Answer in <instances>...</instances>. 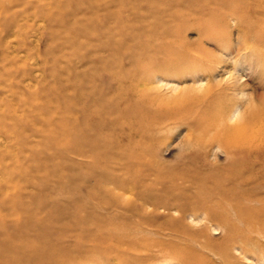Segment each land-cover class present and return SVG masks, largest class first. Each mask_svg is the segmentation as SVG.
I'll use <instances>...</instances> for the list:
<instances>
[{
	"label": "rangeland",
	"instance_id": "1",
	"mask_svg": "<svg viewBox=\"0 0 264 264\" xmlns=\"http://www.w3.org/2000/svg\"><path fill=\"white\" fill-rule=\"evenodd\" d=\"M18 1L19 0H13V6L11 5L10 11L5 14L6 16H8V18H3L6 21H3V23L1 24L2 29L0 26V153H5L0 166L2 167V165L6 164V167L10 169V173L9 169H7L6 171V175L7 173L11 174L10 178L7 179V181L10 180L8 185L12 183L9 190L10 194L15 192L14 189L19 191L20 185L21 187L25 188L26 186L27 188L28 182V189L30 191H34L32 189H35L37 191H34L32 193L33 199L35 200L37 205H42L41 207L43 211H49L51 210V206H54L53 208L57 209V213L62 220H69L71 219L73 214L70 210L72 208H81L80 213L82 210V214L86 213L85 216H88V219H90V221L93 220L91 221V223L94 222L95 224L98 223L97 220L99 221L102 215L99 212L98 208V212H96L95 210L97 201H82L79 203L73 200L77 194L81 193V196L86 194L85 187H89L90 189V187L94 188L98 186L99 188L103 185H106L111 188L112 186L118 187V189L116 190L120 191V187H126L130 189L131 187L134 188L136 186L141 189L142 184H147L146 186H148L149 184L154 186L155 184L171 185L173 183H178L182 187L189 186V189L193 185H207V189L209 188V186H213L214 188L226 189V186L233 187L234 184L240 183L241 180V182H243L245 179L257 177V156L253 154L248 155L246 152H243L241 154L237 152H227L224 149L220 151V149H218L217 147L215 148L216 150L214 149V153L211 152L207 154V156H205L199 151V146H197L196 144L201 142L202 139V142L207 143L208 139L212 136V133H206L207 130H204L205 127L200 126L201 121L204 122L209 118L207 121H211L212 119L215 122L219 119L227 118L230 114H232L231 112H233L236 107L240 112L245 114L248 108L251 109L254 106H261L264 104V0H244L243 2L242 0H200L201 2L199 0H182L183 4L181 0H134L135 3L133 0H125V3L124 0H122L123 3L121 2V0H85L86 2H84V0H77V5H75V0H68L69 2H67L66 0H28V2L27 0H20L21 3ZM25 1L26 3L32 2L31 4L33 5L26 4ZM110 1H112V3H110ZM114 1L117 4H115ZM136 1L137 3H139L138 7L136 6ZM215 1H221L219 2L220 6L223 3L225 4L220 7L218 3L216 4ZM107 2H109L110 5L107 4L105 6ZM240 2H242L243 4ZM129 3L136 4L135 6L137 7L138 11L133 4H131L130 7ZM144 3L145 5H143ZM153 3L157 6H155ZM198 3L202 6L198 5ZM210 3L213 4L211 5ZM15 4L17 7L15 6ZM81 4L85 5V7H82ZM89 4L91 7H93L95 4L96 7L89 9ZM113 4L115 6H113ZM140 4L145 7L141 8L142 5ZM116 5L118 7V10L116 8ZM119 5L121 6V8H119ZM193 5H195L193 7L194 9L192 8ZM108 7L110 9L113 8L111 11V13L113 14L109 13L110 10L106 11ZM129 7L130 9L132 7L134 8L130 10ZM148 7L149 9H147ZM151 7H153V9ZM190 7L192 8V10H190ZM72 8H75V10ZM102 8H105V10H102ZM114 8L116 9L114 10ZM140 9L141 11H139ZM146 9L147 11H144ZM168 9L173 13L171 11L169 12ZM127 10L128 12L124 13V11ZM129 10L132 12H130ZM115 11L119 12H117L118 15L115 13ZM143 11L146 13V15L142 16ZM161 11H163V13ZM134 12L137 14H132ZM138 12L142 13L140 14ZM157 12L160 16H162L160 17ZM169 13H171V15ZM115 14L116 16L114 17ZM164 14H167V16ZM13 15H15V17ZM111 15L113 16V18ZM147 15L148 17H146ZM156 15L157 17H160L158 20L159 24L157 22L158 18L156 17ZM100 16L101 18H99ZM121 16L124 17L125 20ZM165 16H169V18H165ZM53 17H55L56 20H54L55 18ZM140 17L142 19H140ZM151 17H154L156 21ZM173 17H177L175 18L176 21ZM50 18H52L53 20ZM61 18L63 20H60ZM115 18H117L118 20ZM146 18H150V21H147L149 23V27L147 25V22L145 21L147 20ZM9 19L16 20L14 21L15 24L11 23ZM99 19L102 20L100 21ZM167 19H169L170 21ZM142 20H144L145 22H142ZM171 20L173 21V23L171 22ZM151 21L155 26L157 25L156 29L158 28L159 30H156L155 26L152 27L153 25ZM70 22H74V24L71 25L73 27L69 25ZM246 22H248L249 24ZM64 23L66 25H64ZM85 24L87 25V27ZM163 24L164 28L161 27L163 26ZM77 25H81L79 26L80 29ZM165 26L168 27L166 28ZM150 27L154 28L157 33L154 32V30ZM74 28L78 29L75 30ZM143 29L144 31H142ZM148 30H152V32H149ZM140 31L143 34H141ZM160 31H165V36L164 33L162 34V32L160 33ZM126 32H128L129 34ZM138 32H140V35L138 34ZM261 33L263 34V39ZM144 37L147 39H144ZM154 39L157 40L154 41ZM140 41L142 42L140 43ZM154 43L156 46L154 45L155 47H152L151 44ZM148 44L150 45V49L149 47H146V45L148 46ZM159 44H161L162 46ZM124 47H127L126 50L124 49ZM143 48L145 50H143ZM155 48L156 50H154ZM147 49L148 51H150L152 56H149L150 53H148ZM152 50L153 52H151ZM196 50H198V52ZM155 51H157L158 53L155 54ZM161 52H163V54ZM99 72L103 73L100 74ZM120 77L124 80H122ZM91 78L94 80H92ZM110 78L111 81L109 80ZM74 79L77 80L74 82ZM208 79L210 80L208 81ZM67 80L70 84L67 82ZM79 82L80 85L78 84ZM93 82H95V85ZM208 82H210L213 87V84L216 83L214 90H212L213 93H208L206 97L199 98L202 94H206L204 93L206 92V90H197V87L194 90V87L199 84H206ZM64 84L65 86H63ZM217 84H219V86ZM115 85L117 87H114ZM62 86L63 88H61ZM229 87H232L233 89L230 90ZM64 89H67V91ZM124 89L126 90L127 94ZM118 90L121 94L118 92ZM58 92L60 93V95L58 94ZM112 92L115 93L113 94ZM67 94L70 95L68 96ZM196 96L197 98H195ZM132 97L134 100L132 99ZM65 98L66 100H64ZM107 98L108 102L103 103L104 100L107 101ZM109 98H111V100ZM187 98L195 99L193 100L194 102L189 103L188 100H186ZM261 98L263 99L260 100ZM118 101H120L119 104ZM98 104L100 106H98ZM131 106H135L134 110L131 109L133 108ZM94 107L96 111H94L95 109H92ZM36 108L38 110H35ZM61 108L65 109L66 111L62 110ZM118 108L121 111L118 110ZM155 108L158 110H156ZM55 110L56 112H61L63 117L61 118V114L56 113ZM46 111L50 112V115L49 113H46ZM69 111L71 112V115ZM146 111L149 113H147ZM51 112L55 114V116L52 115ZM73 112L75 115L73 114ZM154 114L156 116H154ZM96 115L98 116L95 117ZM105 115H107L108 118ZM151 115H153V117ZM70 116H72V118ZM165 116L166 118H164ZM59 117L60 120L57 119ZM78 117L80 118L78 119ZM120 117L121 120L119 119ZM71 119L73 122L78 120V123H73ZM154 120L157 123L154 122ZM56 121L58 122L56 123ZM148 121L152 125H150V123L148 124ZM79 122H81V124ZM144 122L147 123V128ZM18 124H20V127L18 126ZM78 124H80V127L78 126ZM14 125H16L17 127ZM34 125H36L37 127L44 125L43 132L41 131L42 127L38 129L36 126L34 127ZM97 125L99 127L95 128L94 126ZM72 127H74L76 130H73ZM116 128L117 130H115ZM143 128H145L146 130H142ZM34 130L38 132L40 131L42 133H37ZM64 131H69L65 133H69V135H66L69 137L71 135V138H67ZM91 131L93 132V134L90 133ZM112 132L113 134L111 135ZM61 133L64 135H62ZM60 134L63 137L65 136L66 140H69L68 143L64 138L61 137L66 141H64V143L62 144L63 140L61 138V140L58 138V135ZM74 135H76L77 139H73L76 138ZM201 135L204 137L202 138ZM207 135L209 137H206ZM99 136H102V138H98ZM46 139L48 141H46ZM58 139L61 141L59 142L60 144H58ZM103 139L105 140L103 141ZM160 139L162 142H160ZM85 140L89 144H87ZM23 141L24 143H22ZM51 141H54L53 144L55 145L56 143L57 146H52ZM135 142L137 144H135ZM76 147H78L79 149H77ZM133 147L134 149H132ZM143 147H145L146 149ZM73 148L75 152L74 150H72ZM120 148L122 151H120ZM48 150L52 152L50 153ZM63 150L66 151L62 152ZM82 150L85 152H83ZM88 150L91 152H89ZM68 151H71V154H69L70 152ZM87 152L89 153V155ZM80 154H84L83 157L80 156ZM15 155L18 157L15 158ZM140 155L144 156L140 157ZM35 156H37V158ZM101 156L103 157V159ZM130 156H132V159H129ZM23 157L26 158L28 162L26 161V159L24 160ZM123 158L126 161L128 160L127 163ZM239 159H242V163ZM47 160L50 162V164L49 162H47ZM91 160L95 163H93L94 165L91 163ZM117 160L121 161L119 162ZM13 161H15L16 164ZM45 161L47 165H49V167L46 165ZM58 161L61 163L60 166H58L59 164H57ZM101 161L103 165L100 163ZM19 162L25 165L23 166ZM52 163L54 164V166ZM217 164L220 165L219 168H224L223 172L222 169L217 168ZM135 165H137L136 168ZM226 165H228V167ZM50 166L52 168H50ZM103 166H106V169H103ZM14 167L16 169H14ZM93 167L95 168V170ZM228 168H231L230 172ZM227 169L228 171H226ZM234 169L236 170L234 171ZM18 170L20 171V174ZM37 170L39 171V173ZM48 170L50 174L48 173ZM121 170L122 173H119V171ZM55 171L57 172L55 173ZM66 172H68L69 175L64 174ZM235 172L239 174L237 175L239 178L236 176ZM37 173L38 175H36ZM140 173L142 174L140 175ZM232 173L234 174V176ZM91 174L93 175L91 176ZM33 175L35 176L34 179L31 178L33 177ZM53 175L54 177H52ZM63 175H66L67 177L64 178L62 177ZM50 176L52 178H50ZM108 176H113L114 178ZM240 176L242 177V179L240 178ZM162 177L164 180L162 179ZM224 177H226V179ZM0 178H2L1 174ZM112 178L115 182H113ZM15 179L17 181H15ZM19 180H21L22 182ZM105 180L108 183H106ZM54 181L56 183H54ZM82 181L84 182L82 183ZM21 183L24 184L22 185ZM49 183L50 185L48 186L47 184ZM83 184L85 186H83ZM250 184H253V186H255L257 184V180L254 181L253 179L250 182L242 185H244V187L248 189L252 187ZM0 185H2L1 188H6L5 186L7 184L4 185V183L2 182L0 183ZM12 185L14 187H17L14 188L12 187ZM35 186L37 188H35ZM82 186L84 188H82ZM136 187L135 189H138ZM168 190L172 193H175L172 191L173 188H170ZM27 194L23 193L21 197L24 200H27L29 198V195ZM150 194L154 198L163 196V193L151 192ZM165 194L167 195L166 192ZM203 195L206 196V193ZM1 196L2 195L0 193V198ZM51 196H53L54 199ZM263 198V195L259 197V199L262 201L260 202L264 204ZM181 201L182 200L177 201L178 204H183L185 202L182 201L181 203ZM255 204L257 206V201ZM258 205L261 204L258 203ZM191 208L192 207H188L189 210ZM192 211L197 212L195 213V215L197 216V221L195 223H191L192 218H189L187 220L188 223L192 224L195 228H197L198 226L203 227L208 223L204 214V209H201V212L200 209L196 210L193 208L188 213L194 214ZM177 214V212L176 214L174 213V215ZM129 218L132 219V217ZM101 221L102 219L99 221L100 224ZM112 221L113 222H108L114 223V225H116L117 227L123 226V219H112ZM197 222L201 223H198L196 225ZM213 224H215L214 226H217L215 222ZM109 226L111 228V225ZM45 230L46 228L44 229V231ZM243 230L245 232L244 234H247L248 236L246 238L243 237L241 240L238 239L239 241H241V243L239 241H232L230 242L232 244H227L229 242H224V233H222L221 230L211 232L210 238L204 237V239H202L203 241H201L199 244H196V248L205 253L204 255L198 254L195 257L196 260H198V263L264 264V260H262V258H264L262 257L264 256V224L260 227H257V225H243ZM55 232L57 233L59 231ZM30 235L34 234L31 233ZM253 240L257 242V246ZM247 243L250 244L249 247H247ZM65 244L68 246L69 242H65ZM209 244H211L210 246L211 248H213V251L205 249V246H208ZM131 252H134V250L131 249ZM138 254H143V251L140 250ZM107 255L109 256L111 255V253L109 252V254L104 253L103 255L100 254L95 257H90L84 259V261H81V263L104 264V262L108 258ZM128 258L129 260H133L131 263L134 262V258L129 256Z\"/></svg>",
	"mask_w": 264,
	"mask_h": 264
},
{
	"label": "bare ground",
	"instance_id": "2",
	"mask_svg": "<svg viewBox=\"0 0 264 264\" xmlns=\"http://www.w3.org/2000/svg\"><path fill=\"white\" fill-rule=\"evenodd\" d=\"M67 2H69L68 0H66ZM65 1V2H66ZM76 4L77 5V0ZM81 1V0H80ZM90 1V0H89ZM97 1V0H96ZM134 1V0H133ZM143 1V0H142ZM145 1V0H144ZM150 1V0H149ZM166 1V0H165ZM172 1V0H171ZM187 1V0H186ZM191 1V0H190ZM200 1V0H199ZM202 1V0H201ZM200 1V2H201ZM240 1V0H239ZM238 1V2H239ZM244 0H242L243 2ZM13 0H0V26L3 23L4 20L3 18H8V16H6L5 14L10 11V7L12 4ZM20 2V0L18 1ZM28 2V0H27ZM64 2V4H65ZM83 2V1H82ZM84 2H86L84 0ZM122 2V0H121ZM131 2V1H129ZM141 2V1H140ZM177 2V1H176ZM182 4L183 1L181 0ZM194 2V1H193ZM216 2V1H215ZM214 2V3H215ZM221 2V1H219ZM219 2H216V4ZM223 2V1H222ZM226 2V1H225ZM229 2V1H228ZM227 2V4H228ZM240 2V3H242ZM246 2V1H245ZM17 3V2H16ZM21 3V2H20ZM24 3V2H23ZM26 3V1H25ZM32 3V2H31ZM31 3H26V4H30L33 5ZM95 3V1H94ZM104 3V2H103ZM110 3H112V1H110ZM115 4H117L114 1ZM123 3V2H122ZM121 3V4H122ZM125 3V0H124ZM135 3V1H134ZM137 3V1H136ZM152 3V2H151ZM150 3V4H151ZM156 3V2H155ZM165 3V2H163ZM172 3V2H171ZM174 3V1H173ZM263 3V2H262ZM79 4V3H78ZM109 4V2H107L105 4V6ZM120 4V5H121ZM133 4V3H131ZM129 3V6L131 5ZM138 4H133L134 7L137 10ZM148 4V3H147ZM154 4V3H153ZM152 4V5H153ZM195 4V3H194ZM197 4V3H196ZM204 4V2H203ZM211 4V3H210ZM213 4V3H212ZM211 4V5H212ZM225 4V3H223ZM222 4V5H223ZM243 4V3H242ZM18 5V4H17ZM20 5V4H19ZM87 5V4H86ZM93 5V4H92ZM98 5V4H97ZM104 5V4H102ZM110 5V4H109ZM119 5V8H121V6ZM123 5V4H122ZM127 5V3H126ZM125 5V6H126ZM137 7H136V6ZM142 5V4H140ZM145 5V3L143 4ZM141 6L145 7V6ZM155 6H157L156 4H154ZM176 5V3H175ZM191 5V4H190ZM198 5H200L198 3ZM221 5V6H222ZM16 6V4H15ZM80 6V5H79ZM78 6V7H79ZM81 6L85 7V5ZM90 6V4H89ZM112 6V5H111ZM113 6H115L113 4ZM124 6V5H123ZM122 6V7H123ZM195 5L192 6V8ZM202 6V5H200ZM220 6V4H219ZM220 6V7H221ZM228 6V5H227ZM232 6V5H231ZM17 7V6H16ZM68 7V6H67ZM93 7H96L95 4ZM93 7L90 6L89 9H92ZM131 7V6H130ZM129 7V9H130ZM132 7V8H134ZM206 7V6H205ZM208 7V6H207ZM246 7V6H245ZM244 7V8H245ZM13 8V7H12ZM88 8V6H87ZM116 8L118 10V7L116 5ZM114 8V10L116 9ZM127 8V7H126ZM131 8V9H132ZM153 9V7H151ZM160 8V7H157ZM191 8V7H190ZM192 8L190 10H192ZM197 8V7H196ZM199 8V6H198ZM204 8V5H203ZM225 8V7H224ZM236 8V7H235ZM238 8V7H237ZM75 10V8H72ZM83 9V8H82ZM99 9V8H97ZM101 9V8H100ZM105 10V8H102V10ZM113 9V8H112ZM112 9H110L108 7V9L106 11H109L110 14ZM125 9V7H124ZM130 9V10H131ZM149 9V7L147 8ZM144 10V11H147ZM156 9V7H155ZM154 9V10H155ZM167 9V8H166ZM194 9V8H193ZM226 9V8H225ZM69 10V8H68ZM129 10V11H130ZM230 10V8H229ZM256 10V9H255ZM99 11V10H98ZM138 11V10H137ZM141 11V9L139 10ZM143 11V15H146V13ZM150 11V10H149ZM160 11V10H159ZM158 11V12H159ZM165 11V10H164ZM169 11V9H168ZM171 11V10H170ZM169 11V12H170ZM44 12V11H43ZM42 12V13H43ZM105 12V11H104ZM114 12V11H113ZM118 12V11H117ZM115 11V13L118 15ZM128 12L127 11H124ZM132 12V11H130ZM153 12V11H151ZM150 12V13H151ZM157 12V13H158ZM163 13V11H161ZM172 12V11H171ZM255 12V11H254ZM108 13V12H107ZM121 13V12H120ZM140 13V12H138ZM142 13V12H141ZM140 13V14H141ZM145 13V14H144ZM167 13V12H166ZM173 13V12H172ZM59 14V13H58ZM57 14V15H58ZM116 14L114 15V17L116 16ZM132 14H137V13H132ZM154 14V13H153ZM168 14V13H167ZM167 14H164L167 16ZM171 15V13H169ZM176 14V13H174ZM246 14V13H245ZM244 14V15H245ZM12 15V14H10ZM127 15V14H126ZM139 15V14H138ZM159 15V13H158ZM163 15V16H164ZM250 15V14H249ZM260 15V14H259ZM6 16V17H5ZM15 17V15H13ZM97 16V15H96ZM110 16V15H109ZM112 16V15H111ZM134 16V15H133ZM131 16V17H133ZM141 16V15H140ZM154 16V15H153ZM160 16V15H159ZM162 16V15H161ZM160 16V17H161ZM165 18H169L166 17ZM177 16V15H176ZM58 17V16H57ZM78 17V16H77ZM108 17V16H107ZM106 17V18H107ZM119 17V16H118ZM122 17V16H121ZM139 17V16H138ZM136 17V18H138ZM148 17V15L146 16ZM157 17V15H156ZM160 17H157V22L159 20ZM178 17V16H177ZM175 17V18H177ZM11 18V17H10ZM48 18V17H47ZM55 18V17H53ZM63 18V17H62ZM60 20H63V19ZM101 18V16L99 17ZM113 18V16H112ZM124 19V17H122ZM121 18V19H122ZM153 19H155L154 17H151ZM164 18V19H165ZM171 18V17H170ZM174 18V17H173ZM174 18V20H175ZM180 18V17H179ZM52 19V18H50ZM59 19V18H57ZM108 19V18H107ZM117 19V18H115ZM120 19V20H121ZM140 19H142L140 17ZM139 19V20H140ZM145 19V18H144ZM147 19V18H146ZM150 19V18H149ZM149 19L145 20L150 21ZM17 20V18H16ZM16 20H10L11 23H14V21ZM53 20V19H52ZM56 20V18L54 19ZM100 20V19H99ZM102 20V19H101ZM100 20V21H101ZM118 20V19H117ZM125 20V19H124ZM137 20V19H135ZM162 20V19H161ZM169 20V19H167ZM144 20H142L143 22ZM144 21V22H145ZM153 21V20H152ZM151 21V22H152ZM156 21V19H155ZM163 21V20H162ZM170 21V20H169ZM176 21V20H175ZM64 22V21H63ZM72 22V21H71ZM70 22V26L73 23ZM110 22V21H109ZM117 22V21H116ZM115 22V24H116ZM127 22V20H126ZM129 22V21H128ZM135 22V21H133ZM154 22V21H153ZM152 22V27H154L155 25ZM168 22V21H167ZM171 22L173 23V21L171 20ZM259 22V21H258ZM8 23V21H7ZM10 23V24H11ZM79 23V22H78ZM96 23V21H95ZM99 23V22H98ZM102 23V22H101ZM106 23V22H105ZM170 23V22H169ZM248 23V22H246ZM250 23V21H249ZM248 23V24H249ZM252 23V21H251ZM81 24V23H80ZM94 24V23H93ZM128 24V23H126ZM130 24V23H129ZM144 24V23H141ZM149 23L147 22V25ZM157 24V23H156ZM159 24V22H158ZM162 24V22H161ZM247 24V25H248ZM5 25V24H4ZM13 25V24H12ZM64 25H66L64 23ZM68 25V26H69ZM84 25V24H83ZM86 25V24H85ZM105 25V24H104ZM121 25V24H120ZM151 25V24H150ZM174 25V24H172ZM251 25V24H250ZM78 26V25H77ZM76 26V27H77ZM81 26V25H79ZM78 26V28L80 29V27ZM143 26V25H142ZM157 26V25H156ZM155 26V29H156ZM73 27V26H71ZM87 27V25H86ZM95 27V25H94ZM102 27V26H101ZM149 27V25H148ZM147 27V28H148ZM162 28H164V24L163 26H161ZM166 27V26H165ZM168 27V26H167ZM166 27V28H167ZM259 27V26H258ZM6 28V27H5ZM68 28V27H67ZM77 28V29H78ZM120 28V27H119ZM125 28V27H123ZM135 28V27H134ZM151 28V27H150ZM165 28V30H166ZM2 29V26H1ZM0 29V30H1ZM4 29V28H3ZM75 30H77L76 28H74ZM133 29V28H132ZM131 29V30H132ZM137 29V28H136ZM141 29V28H140ZM149 29V28H148ZM154 30V32L157 33V31H155L154 28H151ZM158 29V28H157ZM156 29V30H157ZM170 29V28H169ZM71 30V28H70ZM87 30V29H86ZM105 30V29H104ZM103 30V31H104ZM118 30V28H117ZM139 30V29H138ZM150 30V29H149ZM148 30V31H149ZM159 30V29H158ZM168 30V29H167ZM259 30V29H258ZM129 31V30H128ZM144 31V29L142 30ZM79 32V31H77ZM141 32V31H140ZM140 32H138V34L140 35ZM147 32V31H146ZM149 32H152L149 31ZM153 32V33H154ZM162 32V34L165 32L160 31V33ZM259 32V31H258ZM264 32V31H263ZM128 33V32H126ZM145 33V32H144ZM167 33V32H166ZM169 33V31H168ZM260 33V32H259ZM1 34V33H0ZM129 34V33H128ZM135 34V33H134ZM141 34H143L141 32ZM146 34V33H145ZM147 34L149 35V33L147 32ZM262 34V33H261ZM264 34V33H263ZM263 34L262 39H263ZM3 36V35H2ZM133 36V35H132ZM150 36V35H149ZM165 36V33H164ZM260 36V35H259ZM258 36V38H259ZM156 37V36H155ZM151 38V37H150ZM261 38V37H260ZM144 39H147L144 37ZM142 39V40H144ZM261 39V40H262ZM1 40V39H0ZM83 40V39H82ZM157 39H154V41H156ZM162 40V39H161ZM136 41V40H135ZM1 42V41H0ZM142 41H140L141 43ZM145 43V41H144ZM143 43V44H144ZM156 43V42H155ZM154 44H151V46L153 47ZM120 45V44H119ZM161 45V44H159ZM156 46V45H155ZM154 46V47H155ZM162 46V45H161ZM20 47V46H19ZM146 47H149L150 49V45L148 44V46L146 45ZM144 47V48H146ZM151 47V48H152ZM160 47V46H159ZM127 48V47H126ZM126 48L124 47V49L126 50ZM143 48V50H145ZM161 48V47H160ZM142 49V48H140ZM139 49V50H140ZM156 50V48L154 49ZM158 50V49H157ZM131 51V50H130ZM138 51V50H137ZM148 51V49H147ZM160 51V50H159ZM198 52V50H196ZM126 52V51H125ZM140 52V51H139ZM153 52V50L151 51ZM171 52V51H170ZM144 53V52H143ZM148 53H150V51H148ZM158 52L155 51V54H157ZM163 54V52H161ZM201 53V52H200ZM147 54V53H146ZM161 54V55H162ZM196 54V53H194ZM142 55V54H141ZM160 55V53H159ZM199 55V54H197ZM196 55V56H197ZM148 56V55H146ZM149 56H152L151 53ZM197 58V57H196ZM200 58V56H199ZM25 62V61H24ZM23 65V64H22ZM107 70V69H106ZM100 73V72H99ZM103 73V72H101ZM100 73V74H101ZM117 73V72H116ZM84 75V74H83ZM106 75V74H105ZM91 76V75H89ZM96 76V75H94ZM114 76V74H113ZM83 77V76H82ZM113 78V77H112ZM118 78V77H116ZM121 78V77H120ZM207 78V77H206ZM49 79V78H48ZM92 79V78H91ZM103 79V78H102ZM101 79V80H102ZM122 80H124L123 78H121ZM77 80V79H76ZM74 79V82L76 81ZM94 80V79H92ZM111 81V78L109 79ZM129 80V79H128ZM210 79H208L209 81ZM73 81V80H72ZM116 81V80H115ZM67 82L69 83V81L67 80ZM90 82V81H89ZM88 82V83H89ZM98 82V81H97ZM67 83V84H68ZM91 83V82H90ZM89 83V84H90ZM95 85V82H93ZM113 83V82H112ZM120 83V81H119ZM70 84V83H69ZM68 84V85H69ZM80 85V82L78 83ZM82 84V82H81ZM109 84V83H108ZM216 84V83H215ZM215 84L214 87H215ZM42 85V84H41ZM87 85V84H85ZM98 85V84H97ZM114 85V84H113ZM128 85V84H126ZM219 86V84H217ZM59 86V85H57ZM65 86V84L63 85ZM63 86L61 88H63ZM217 86V87H218ZM82 87V85H81ZM114 87H117L116 85ZM127 87V86H126ZM196 87L198 88L197 90H206V94H202L199 98H204L207 96L208 93H213L212 90H214V87L211 85L210 82L206 83V84H199L197 86L194 87V90L196 89ZM216 87V88H217ZM86 88V87H85ZM102 88V87H101ZM215 88V90H216ZM69 89V88H68ZM160 89V88H159ZM192 89V88H191ZM230 90H232V87H229ZM57 90V89H56ZM59 90V89H58ZM67 91V89H64ZM113 90V89H112ZM125 90V89H124ZM60 91V90H59ZM83 91V90H82ZM89 91V90H88ZM76 92V91H74ZM73 92V93H74ZM80 92V91H79ZM91 92V91H90ZM110 92V91H109ZM119 92V90H118ZM122 92V91H121ZM124 92V91H123ZM126 92V90H125ZM185 92V91H184ZM69 93V92H68ZM113 93V92H112ZM115 93V92H114ZM113 93V94H114ZM120 93V92H119ZM186 93V92H185ZM58 94L60 95V93L58 92ZM76 94V93H75ZM111 94V93H109ZM121 94V93H120ZM125 94V93H124ZM127 94V92H126ZM57 95V94H56ZM58 95V96H59ZM63 95V94H62ZM68 96L70 94H67ZM85 95V94H84ZM90 95V94H89ZM106 95V94H105ZM81 96V95H80ZM101 96V95H100ZM117 96V95H116ZM123 96V95H122ZM126 96V95H125ZM57 97V96H56ZM65 97V95H64ZM83 97V96H82ZM81 97V98H82ZM88 97V96H87ZM109 97V96H108ZM264 97V96H263ZM69 98V97H68ZM80 98V97H79ZM86 98V97H85ZM104 98V97H103ZM113 98V97H111ZM111 98H109L111 100ZM118 98V97H117ZM197 98V96L195 97ZM194 98V99H195ZM198 98V99H199ZM70 99V98H69ZM115 99V98H114ZM121 99V96H120ZM130 99V97H129ZM133 99V97H132ZM139 99V98H138ZM191 98H187L186 100H188V102H194ZM263 98H261L260 100H262ZM66 100V98L64 99ZM91 100V99H90ZM101 100V99H100ZM99 100V101H100ZM109 100V101H110ZM119 100V99H118ZM124 100V99H123ZM122 100V101H123ZM134 100V99H133ZM136 100V99H135ZM141 100V99H140ZM172 100V99H171ZM185 100V101H186ZM70 101V100H69ZM85 101V100H84ZM92 101V100H91ZM113 101V99H112ZM132 101V100H131ZM142 101V100H141ZM151 101V100H150ZM73 102V101H72ZM83 102V101H82ZM101 102V101H100ZM108 102V98L107 101L104 100L103 103ZM116 102V101H115ZM120 101H118L119 104ZM76 103V102H75ZM93 103V102H91ZM102 103V102H101ZM138 103V102H137ZM146 103V102H145ZM140 104V103H139ZM147 104V103H146ZM182 104V103H181ZM261 104V103H260ZM259 104V105H260ZM68 105V104H67ZM66 105V106H67ZM94 105V104H93ZM141 105V104H140ZM175 105V104H174ZM196 105V102H195ZM98 106H100L98 104ZM97 106V107H98ZM104 106V104H103ZM124 106V104H123ZM122 106V107H123ZM150 106V104H149ZM189 106V105H187ZM37 107V106H36ZM47 107V106H46ZM65 107V106H64ZM70 107V106H69ZM106 107V106H105ZM133 107V106H131ZM135 107V106H134ZM134 107L131 108L134 110ZM156 107V106H155ZM160 107V106H159ZM193 107V106H192ZM38 108V107H37ZM35 110H38V109ZM83 108V107H82ZM81 108V109H82ZM127 108V107H125ZM149 108V107H148ZM158 108V106H157ZM161 108V107H160ZM178 108V106H177ZM62 110L66 111L65 109L61 108ZM67 109V108H66ZM80 109V108H79ZM91 109V108H90ZM92 109H95L92 108ZM105 109V108H104ZM130 109V110H131ZM146 109V108H145ZM156 109V108H155ZM154 109V110H155ZM186 109V108H185ZM52 110V109H51ZM84 110V109H83ZM98 110V109H97ZM107 110V109H106ZM118 110H120L118 108ZM127 110V109H126ZM147 110V109H146ZM158 110V109H156ZM191 110V109H190ZM60 111V110H59ZM71 111V109H70ZM69 111V112H70ZM79 111V110H78ZM89 111V110H88ZM87 111V112H88ZM96 111V109L94 110ZM121 111V110H120ZM161 111V110H159ZM183 111V110H182ZM40 112V111H39ZM42 112V111H41ZM56 112V110H55ZM99 112V111H98ZM119 112V111H118ZM147 112V111H146ZM158 112V111H157ZM156 112V115H157ZM46 113L50 112L46 111ZM58 114H61V118L62 113L60 112H56ZM65 113V112H64ZM78 113V112H76ZM117 113V112H116ZM127 113V112H126ZM145 113V112H144ZM149 113V112H147ZM152 113V112H151ZM154 113V112H153ZM175 113V112H174ZM178 113V112H177ZM232 114H230L227 118H223V119H219L218 121H213L211 119V121H201V127H205L204 130H207L206 133H212L211 138L208 139L207 143L199 142L196 145L199 146V151L207 156V154L213 152L214 153V149L217 147L218 149H220V151H222L223 149L227 152H237V153H243L246 152L248 155H255L257 156V177L254 178H248L245 179L243 182L240 181V183L238 184H234V186L232 187H228L226 186L225 188H214L213 186H209V188L207 189V185H193L192 187L189 186L188 187H182L180 186L178 183L176 184H171V185H165V184H155L153 185H148L147 184H142L141 189H135V187H131L126 188V187H120V191H117L116 189H118V187H109L106 185H103L101 187L98 188V186L89 189V187H85L86 190V194L84 195H80L77 194L76 197H74L73 200L77 201V202H82V201H95L97 203V206L95 208L96 212L97 208L99 210V212L102 214L101 215V224L99 223V221L101 219H99V221L97 220L98 223H95L90 221V219H88V216H85L86 213L82 214V210L80 213V209H71V213L72 217L69 220H62L59 216V214L57 213V209L53 208L54 206H51V210L49 211H43L42 209V205H37L35 200L33 199V192L36 191L35 189H32L34 191H30L28 189V182H27V188L25 186L21 187L20 183V189L19 191H17L16 187H14L12 185V189L15 190L14 193L10 194L9 190L11 188V184L8 185L9 181H7V179L10 178V169L6 167V164L2 165V167L0 166V174L2 175V178H0V183H4L7 184L5 187L6 188H1L2 185H0V193H1V198H0V264H83L81 263V261H84V259L90 258V257H95L97 255L100 254H106L109 252L111 253V255H107V260L104 262V264H138V263H142V264H201L198 263V260H196V256L199 255H204L205 253L203 251H200L196 248V244H199L201 241H203L202 239H204V237H211V232H216V230H221L222 233H224V242H229L227 244H232L230 242L232 241H239L238 239H242L243 237L246 238L248 235L244 234V230H243V225H257V227H260L261 225L264 224V204L261 203L262 201L259 199V197L261 195L264 196V104L261 106H254L251 109L248 108V110L246 111V113H242L238 110V108L236 107L235 110H233V112H231ZM52 115L55 116V114H53L51 112ZM56 114V115H58ZM66 114V113H65ZM74 114V112H73ZM82 114V113H81ZM88 114V113H87ZM125 114V113H124ZM123 114V116H124ZM136 114V111H135ZM176 114V113H175ZM181 114V113H179ZM178 114V116H179ZM71 115V112H70ZM75 115V114H74ZM83 115V114H82ZM80 115V116H82ZM89 115V114H88ZM93 115V114H92ZM109 115V114H108ZM117 115V114H116ZM139 115V114H138ZM154 114V116H156ZM164 115V114H163ZM171 115V114H170ZM60 116V115H59ZM77 116V115H76ZM98 115H96L95 117H97ZM107 117V115H105ZM110 116V115H109ZM120 116V115H119ZM150 116V115H149ZM153 117V115H151ZM161 116V115H160ZM177 116V115H176ZM53 117V116H52ZM72 118V116H70ZM115 117V116H113ZM133 117V116H132ZM140 117V116H139ZM159 117V116H158ZM174 117V116H172ZM184 117V115H183ZM80 117H78L79 119ZM90 118V117H88ZM101 118V117H100ZM108 118V117H107ZM130 118V117H129ZM141 118V117H140ZM148 118V117H147ZM155 118V117H154ZM152 118V119H154ZM166 118V116L164 117ZM168 118V117H167ZM55 119V117H54ZM60 120V117L57 118ZM121 120V117L119 118ZM118 119V120H119ZM125 119V118H124ZM74 120V119H73ZM136 120V119H135ZM162 120V119H161ZM65 121V120H64ZM72 121V119H71ZM75 121V120H74ZM91 121V120H90ZM95 121V120H94ZM126 121V120H125ZM132 121V120H131ZM54 122V121H53ZM58 121H56L57 123ZM60 122V121H59ZM73 122V121H72ZM75 122L78 123V120H76ZM73 122V123H75ZM117 122V121H115ZM154 122H156L154 120ZM153 122V123H154ZM166 122V121H164ZM75 123V124H77ZM81 124V122H79ZM106 123V122H105ZM119 123V122H118ZM125 123V122H124ZM131 123V122H130ZM142 123V122H141ZM145 123V122H144ZM150 122L148 121V124ZM157 123V122H156ZM36 124V123H35ZM80 124H78V126L80 127ZM95 124V123H94ZM98 124V122H97ZM126 124V123H125ZM124 124V125H125ZM147 123H145L146 125ZM20 124H18L19 126ZM22 125V124H21ZM37 125V124H36ZM34 125V127L36 126ZM62 125V124H61ZM74 125V124H73ZM103 125V123H102ZM114 125V124H113ZM131 125V124H130ZM143 125V124H142ZM144 125V126H145ZM150 125H152L150 123ZM156 125V124H155ZM16 126V125H14ZM59 126V125H58ZM63 126V125H62ZM72 126V125H71ZM121 126V124H120ZM118 126V127H120ZM136 126V125H135ZM139 126V125H138ZM148 125H146L147 128ZM198 126V124H197ZM17 127V126H16ZM20 127V126H19ZM23 127V126H22ZM26 127V126H25ZM37 127V126H36ZM41 131L43 132V126H39L37 127L38 129L41 128ZM99 127L97 126H94ZM102 127V126H101ZM104 127V126H103ZM111 127V126H110ZM140 127V126H139ZM155 127V126H154ZM62 128V127H60ZM94 128V129H95ZM106 128V127H105ZM112 128V127H111ZM142 128V127H141ZM162 128V127H161ZM167 128V127H166ZM16 129V128H15ZM20 129V128H18ZM35 129V128H33ZM32 129V130H33ZM37 129V130H38ZM66 129V128H64ZM73 130H76L74 127H72ZM99 129V128H97ZM108 129V128H107ZM145 128H143L142 130H144ZM151 129V128H150ZM153 129V128H152ZM169 129V128H168ZM167 129V130H168ZM17 130V129H16ZM23 130V129H22ZM117 130V128L115 129ZM146 130V129H145ZM148 130V129H147ZM161 130V129H160ZM24 131V130H23ZM26 131V130H25ZM35 131V130H34ZM87 131V130H86ZM105 131V130H104ZM109 131V130H107ZM112 131V129H111ZM122 131V130H121ZM125 131V130H124ZM123 131V132H124ZM150 131V130H149ZM156 131V130H154ZM166 131V130H165ZM29 132V130H28ZM37 133H39L38 131H35ZM40 132V133H42ZM45 132V131H44ZM63 132V131H61ZM65 132H69V131H64ZM71 132V130H70ZM18 133V132H17ZM20 133V132H19ZM31 133V132H30ZM90 133L93 134V132L91 131ZM104 133V132H103ZM164 133V132H162ZM203 133V132H202ZM205 133V132H204ZM33 134V133H32ZM62 134V133H61ZM58 135V138L60 139L61 137L65 138V136L69 135V133H65V136H61ZM67 134V135H66ZM71 134V133H70ZM79 134V132H78ZM77 134V136H78ZM113 134V132L111 133V135ZM117 134V133H116ZM115 134V135H116ZM143 134V133H142ZM141 134V135H142ZM18 135V134H17ZM64 135V134H62ZM91 135V134H90ZM109 135V136H111ZM114 135V136H115ZM126 135V134H125ZM144 135V134H143ZM199 135V134H198ZM22 136V135H21ZM25 136V135H24ZM42 136V135H41ZM50 136V135H49ZM73 136V135H72ZM76 137V135H74ZM93 136V135H92ZM103 136V135H102ZM102 136H99L98 138H102ZM145 136V135H144ZM194 136V135H193ZM202 136V135H201ZM199 136V137H201ZM23 137V136H22ZM43 137V136H42ZM69 136H67L68 138ZM81 137V136H80ZM108 137V134H107ZM106 137V138H107ZM152 137V136H151ZM158 137V136H157ZM191 137V136H190ZM204 136H202L203 138ZM206 137H209L208 135ZM2 138V137H1ZM24 138V137H23ZM44 138V137H43ZM61 138V139H62ZM71 138V135L70 137ZM93 138V137H92ZM100 138V139H101ZM105 138V136H104ZM160 138V137H159ZM3 139V138H2ZM22 139V138H21ZM48 139V138H47ZM46 139V141H48ZM58 139V144H60L59 142H61ZM73 139H77L73 138ZM149 139V138H148ZM56 140V139H55ZM63 140V139H62ZM62 142V144L64 143V141ZM105 139H103L104 141ZM117 140V139H116ZM152 140V139H151ZM157 140V139H156ZM163 140V139H162ZM205 140V139H204ZM2 141V140H1ZM67 143L69 140H66ZM65 141V142H66ZM78 141V140H77ZM76 141V143H77ZM86 141V140H85ZM95 141V140H94ZM98 141V140H97ZM134 141V140H133ZM200 141V140H199ZM18 142V141H17ZM54 141H51V145L53 146ZM155 142V141H154ZM160 142L161 139H160ZM24 143V141L22 142ZM43 143V142H42ZM45 143V142H44ZM87 143V141H86ZM106 143V142H105ZM113 143V142H112ZM116 143V142H115ZM41 144V143H40ZM61 144V145H62ZM66 144V143H65ZM64 144V145H65ZM79 144V143H78ZM76 144V145H78ZM89 144V143H87ZM91 144V142H90ZM94 144V143H93ZM102 144V143H100ZM118 144V143H117ZM124 144V142H123ZM127 144V143H126ZM135 144H137L135 142ZM163 144V143H162ZM50 145V143H49ZM55 145L57 146V144L55 143ZM54 145V146H55ZM60 145V146H61ZM104 145V144H103ZM120 145V144H119ZM149 145V144H148ZM202 145V146H201ZM27 146V145H26ZM46 146V145H45ZM48 146V143H47ZM66 146V145H65ZM82 146V145H81ZM88 146V145H87ZM100 146V145H99ZM135 146V145H134ZM155 146V145H154ZM18 147V146H17ZM37 147V146H36ZM50 147V146H49ZM59 147V146H58ZM79 147V146H78ZM78 147H76L77 149H79ZM85 147V146H84ZM93 147V146H92ZM147 147V145H146ZM149 147V146H148ZM20 148V147H19ZM62 148V147H60ZM96 148V147H94ZM108 148V147H107ZM106 148V149H107ZM110 148V146H109ZM114 148V147H113ZM141 148V146H140ZM145 148V147H143ZM28 149V148H27ZM30 149V148H29ZM47 149V148H46ZM64 149V148H63ZM66 149V148H65ZM100 149V148H99ZM119 149V148H118ZM115 149V150H118ZM134 149V147L132 148ZM146 149V148H145ZM148 149V148H147ZM21 150V149H20ZM33 150V149H32ZM50 150V148H49ZM48 150V151H49ZM55 150V149H54ZM58 150V149H57ZM67 150V149H66ZM66 150H63L62 152H65ZM70 150V149H69ZM74 150V148L72 149ZM71 150V151H72ZM90 150V149H89ZM88 150V151H89ZM98 150V149H97ZM103 150V149H102ZM101 150V151H102ZM104 150H105V146H104ZM125 150V149H124ZM143 150V149H141ZM150 150V148H149ZM216 150V149H215ZM34 151V150H33ZM37 151V149H36ZM35 151V152H36ZM56 151V150H55ZM71 151L69 154H71ZM78 151V150H77ZM80 151V150H79ZM83 151V150H82ZM120 151L121 148H120ZM50 153L52 151H49ZM75 152V150H74ZM73 152V153H74ZM85 152V151H83ZM91 152V151H89ZM124 152V151H123ZM135 152V151H134ZM139 152V151H137ZM142 152V151H141ZM149 152V151H147ZM37 153V152H36ZM39 153V152H38ZM61 153V152H60ZM77 153V152H76ZM88 153V152H87ZM94 153V152H92ZM107 153V152H105ZM109 153V151H108ZM121 153V152H119ZM126 153V152H125ZM32 154V151H31ZM34 154V152H33ZM64 154V153H63ZM62 154V155H63ZM68 154V153H67ZM103 154V153H102ZM101 154V155H102ZM112 154V153H111ZM127 154V153H126ZM160 154V153H159ZM231 154V153H229ZM233 154V153H232ZM11 155V154H10ZM36 155V154H35ZM66 155V154H65ZM84 154H80V156L83 157ZM89 155V153H88ZM107 155V154H106ZM129 155V154H128ZM127 155V157H128ZM145 155V154H144ZM142 155V156H144ZM149 155V153H148ZM151 155V154H150ZM215 155V154H214ZM235 155V154H234ZM245 155V154H244ZM243 155V156H244ZM5 153H0V163L2 161V159L4 158ZM13 156V155H12ZM46 156V155H45ZM59 156V155H58ZM61 156V155H60ZM94 156V155H93ZM103 156V155H102ZM101 156V157H102ZM111 156V155H110ZM134 156V155H133ZM140 155V157H142ZM154 156V155H153ZM11 157V156H10ZM18 157L15 155V158ZM21 157V156H20ZM37 158V156H35ZM64 157V156H63ZM95 157V156H94ZM105 157V156H104ZM131 157V158H130ZM129 159H132V156H130ZM251 157V156H250ZM24 158V157H23ZM29 158V156H28ZM48 158V157H47ZM116 158V156H115ZM147 158V157H146ZM150 158V157H149ZM252 158V157H251ZM18 159V158H17ZM26 158H24L25 160ZM32 159V158H30ZM52 159V158H50ZM98 159V158H97ZM103 159V157H102ZM119 159V157H118ZM124 159V158H123ZM128 159V158H127ZM141 159V158H140ZM159 159V158H156ZM247 159V158H246ZM59 160V159H58ZM107 160V159H104ZM125 160V159H124ZM240 160V159H239ZM238 160V161H239ZM242 160V159H241ZM240 160V162H241ZM248 160V159H247ZM255 160V159H254ZM27 161V159H26ZM25 161V162H26ZM30 161V160H29ZM52 161V160H51ZM55 161V160H54ZM61 161V160H60ZM92 161V160H91ZM89 161V162H91ZM100 161V160H99ZM119 161V160H117ZM121 161V160H120ZM119 161V162H120ZM126 161V160H125ZM124 161V162H125ZM128 161V160H127ZM126 161V163H127ZM150 161V160H148ZM251 161V160H250ZM15 162V161H13ZM22 162V161H21ZM24 162V163H25ZM28 162V161H27ZM47 162H49L47 160ZM88 162V163H89ZM152 162V161H151ZM219 162V161H218ZM217 162V163H218ZM244 162V159H243ZM12 163V161H11ZM20 163V162H19ZM46 163V161H45ZM92 164L94 163L93 161L91 162ZM102 164V161L100 162ZM104 163V162H103ZM109 163V162H108ZM117 163V162H116ZM149 163V162H148ZM153 163V162H152ZM159 163V160H158ZM236 163V162H233ZM242 163V162H241ZM255 163V162H254ZM16 164V162H15ZM21 164V163H20ZM50 164V162H49ZM53 164V163H52ZM59 164L58 166L61 165V163L58 161ZM87 164V163H86ZM95 164V163H94ZM93 164V165H94ZM99 164V163H97ZM100 164V166H101ZM119 164V163H118ZM123 164V163H122ZM137 164V163H135ZM145 164V163H144ZM150 164V163H149ZM215 164V163H214ZM23 165V163L21 164ZM25 165V164H24ZM23 165V166H24ZM28 165V164H27ZM26 165V167H27ZM47 165V163H46ZM45 165V166H46ZM89 165V164H88ZM103 165V164H102ZM105 165V164H104ZM114 165V164H113ZM117 165V164H116ZM202 165V164H201ZM224 165V164H223ZM229 165V164H228ZM228 165H226L228 167ZM232 165V163H231ZM13 166V165H12ZM44 166V167H45ZM49 167V165H47ZM54 166V164H53ZM57 166V165H56ZM122 166V165H121ZM127 166V164H126ZM131 166V165H130ZM139 166V165H138ZM154 166V165H153ZM215 166V165H214ZM220 165L217 164V168L218 169H222V172L224 170V168H219ZM16 167V165H15ZM14 167V169H16ZM35 167V166H34ZM90 167V166H89ZM95 167V166H94ZM93 167V168H94ZM106 167V166H105ZM103 166V169L105 168ZM109 167V166H108ZM129 167V166H128ZM137 167V165H135V168ZM156 167V166H155ZM168 167V166H167ZM181 167V166H180ZM179 167V168H180ZM225 167V166H224ZM254 167V166H253ZM252 167V168H253ZM11 168V167H10ZM28 168V167H27ZM50 168H52L50 166ZM56 168V167H55ZM130 168V167H129ZM157 168V167H156ZM232 168V167H231ZM231 168L229 169V172L231 170ZM241 168V166H240ZM239 168V169H240ZM7 169H9V173H7L6 175V171ZM19 169V168H18ZM25 169V168H24ZM49 169V168H47ZM54 169V168H53ZM63 169V168H62ZM78 169V168H77ZM82 169V168H81ZM85 169V168H84ZM88 169V168H87ZM106 169V168H105ZM125 169V168H124ZM134 169V168H133ZM142 169V167H141ZM159 169V168H158ZM209 169V168H208ZM213 169V168H212ZM228 169L226 171H228ZM246 169V168H245ZM22 170V169H21ZM27 170V169H26ZM29 170V168H28ZM45 170V169H44ZM44 170H40V171H44ZM95 170V168H94ZM101 170V169H100ZM110 170V169H109ZM136 170V169H135ZM164 170V169H163ZM162 170V171H163ZM187 170V169H186ZM205 170V169H204ZM203 170V171H204ZM236 169H234L235 171ZM242 170V169H241ZM249 170V169H248ZM19 171V170H18ZM17 171V172H18ZM38 171V170H37ZM36 171V172H37ZM59 171V169H58ZM61 171V170H60ZM66 171V170H65ZM64 171V172H65ZM81 171V170H80ZM79 171V172H80ZM87 171V170H86ZM113 171V170H112ZM124 171V170H123ZM133 171V170H132ZM131 171V172H132ZM151 171V170H150ZM155 171V170H154ZM153 171V172H154ZM157 171V170H156ZM161 171V172H162ZM167 171V170H166ZM181 171V170H180ZM207 171V170H206ZM35 172V171H34ZM47 172V170H46ZM57 171H55L56 173ZM93 172V170H92ZM97 172V171H96ZM116 172V171H115ZM118 172V170H117ZM122 173V170L119 171V173ZM125 172V171H124ZM145 172V171H144ZM160 172V171H159ZM239 172V171H238ZM256 172V171H255ZM14 173V172H13ZM39 173V171H38ZM38 173L36 175H38ZM49 173V170H48ZM166 173V172H165ZM218 173V172H217ZM236 173V176L239 175ZM246 173V172H245ZM250 173H251V169H250ZM20 174V171H19ZM27 174V173H26ZM50 174V173H49ZM48 174V175H49ZM54 174V172H53ZM64 174H68V172L64 173ZM76 174V173H75ZM90 174V173H89ZM142 173H140L141 175ZM146 174V173H144ZM161 174V173H160ZM219 174V173H218ZM231 174V173H230ZM233 174V173H232ZM248 174V173H247ZM28 175V174H27ZM35 175V174H34ZM31 177L34 179V176ZM41 175V174H40ZM46 175V174H44ZM47 175V176H48ZM62 175V174H61ZM66 175H63L62 177H67ZM86 175V174H85ZM88 175V173H87ZM93 174H91L92 176ZM223 175V174H222ZM225 175V174H224ZM245 175V174H244ZM81 176V175H80ZM95 176V175H94ZM98 176V175H97ZM134 176V175H133ZM132 176V178H133ZM161 176V175H160ZM165 176V175H164ZM171 176V175H170ZM205 176V175H204ZM234 176V174H233ZM243 176V175H242ZM25 177V176H24ZM45 177V176H43ZM54 177V175L52 176ZM50 176V178H52ZM61 177V178H62ZM96 177V176H95ZM108 177H113V176H108ZM135 177V176H134ZM144 177V176H143ZM141 177V178H143ZM151 177V175H150ZM238 177V176H237ZM19 178V177H18ZM37 178V176H36ZM56 178V177H55ZM58 178V177H57ZM83 178V176H82ZM114 178V177H113ZM112 178V180H113ZM116 178V177H115ZM145 178V177H144ZM153 178V177H152ZM226 179V177H224ZM230 178V177H229ZM239 178V177H238ZM237 178V179H238ZM240 178L242 179V177L240 176ZM17 179V178H16ZM15 179V181H17ZM32 179V180H33ZM43 179V178H41ZM93 179V178H92ZM105 179V178H104ZM118 179V177H117ZM116 179V180H117ZM122 179V178H121ZM159 179V178H158ZM163 179V177H162ZM170 179V178H169ZM179 179V178H178ZM186 179V178H185ZM203 179V178H202ZM257 180V184L255 186H253V184L251 185V188H245L244 185L242 184H246L248 182H250L251 180ZM24 180V179H23ZM38 180V179H37ZM45 180V179H44ZM81 180V179H80ZM120 180V179H119ZM118 180V182H119ZM164 180V179H163ZM14 181V182H15ZM21 181V180H19ZM36 181V180H35ZM64 181V180H63ZM66 181V180H65ZM68 181V180H67ZM108 181V179H107ZM125 181V180H124ZM135 181V180H134ZM154 181V180H153ZM171 181V180H170ZM188 181V179H187ZM22 182V181H21ZM70 182V181H69ZM80 182V181H79ZM84 181H82L83 183ZM106 182V180H105ZM113 182H115L113 180ZM142 182V181H141ZM144 182V181H143ZM177 182V181H176ZM179 182V181H178ZM215 182V181H214ZM236 182V181H235ZM38 183V182H37ZM54 183H56L54 181ZM60 183V182H59ZM108 183V182H106ZM155 183V182H154ZM167 183V182H166ZM22 184V183H21ZM24 184V183H23ZM22 184V185H23ZM115 184V183H114ZM118 184V183H117ZM116 184V185H117ZM187 184V183H186ZM192 184V183H191ZM224 184V183H223ZM48 186L50 185L47 184ZM213 185V184H212ZM217 185V184H214ZM76 186V185H75ZM80 186V185H78ZM83 186H85L83 184ZM82 186V188H84ZM92 186V185H91ZM138 186V185H137ZM249 186V185H248ZM33 187V186H32ZM42 187V186H41ZM72 187V186H71ZM19 188V186H18ZM34 188V187H33ZM35 188H37L35 186ZM79 188V187H78ZM77 188V189H78ZM173 188V192H170L168 189ZM193 188V189H192ZM230 188V189H229ZM51 189V188H50ZM69 189V188H68ZM76 189V190H77ZM73 191V190H71ZM80 191V190H79ZM169 191V192H168ZM12 192V191H11ZM37 192V191H36ZM75 192V191H74ZM78 192V191H76ZM81 192V191H80ZM84 192V193H85ZM151 192H156V193H163V196H160L158 198H154L151 196ZM165 192L167 193V195L165 194ZM24 194L29 195V198L27 200H24L21 196ZM39 193V192H38ZM51 193V191H50ZM206 193V196H204L203 194ZM208 193V194H207ZM32 194V195H31ZM40 194V193H39ZM74 194V193H73ZM76 194V193H75ZM31 195V196H30ZM162 195V194H161ZM166 195V196H164ZM203 195V196H202ZM61 196V195H60ZM66 196V195H65ZM38 197V195H37ZM53 198V196H51ZM68 197V196H67ZM72 197V196H71ZM70 198V197H69ZM68 198V199H69ZM262 198V197H261ZM54 199V198H53ZM257 199V200H256ZM264 199V198H263ZM262 199V200H263ZM62 200V199H61ZM64 200V199H63ZM70 200V199H69ZM142 200V201H141ZM185 201L183 204H178L177 201ZM92 201V202H93ZM181 201V203H182ZM256 201H257V206H256ZM261 201V202H260ZM41 203V202H40ZM61 203V202H60ZM90 203V202H89ZM88 203V204H89ZM258 203H260L261 205H258ZM37 205V206H36ZM92 207V206H91ZM90 207V208H91ZM187 207V208H186ZM188 207H192L191 209H204V214L206 216L207 219V224L205 226H196L197 228H195L192 224L188 223L187 220L190 218L191 219V223H195L197 220V216L195 215V213L197 212H193L194 214H189L188 212L191 210L188 209ZM53 208V209H52ZM93 208V207H92ZM210 208V209H209ZM103 211V212H102ZM195 211V210H194ZM176 212L178 213L177 215H174V213L176 214ZM202 212V211H201ZM93 213V212H92ZM199 213V212H198ZM200 214V213H199ZM202 214V213H201ZM203 214V215H204ZM198 215V214H197ZM99 216V215H98ZM202 216V215H201ZM129 217H132L129 218ZM94 218V216H93ZM98 219V218H97ZM112 219H123V226H116L114 225ZM111 221V222H108ZM216 223L217 226H214ZM198 223L201 222H197L196 225ZM203 223V222H202ZM111 225V228L110 226ZM217 227V228H215ZM46 228V230L44 231V229ZM252 229V228H251ZM254 229V228H253ZM81 230V231H80ZM249 230V229H248ZM55 231H59V232H55ZM61 231V232H60ZM31 233H33L34 235H30ZM255 235V234H254ZM252 236V235H251ZM250 236V237H251ZM249 237V238H250ZM253 239V238H252ZM264 239V238H263ZM244 240V239H243ZM242 240V241H243ZM246 240V239H245ZM247 241V240H246ZM254 241V240H253ZM65 242H69L68 246L65 244ZM241 243V241H239ZM238 242V243H239ZM255 242V241H254ZM225 243V244H226ZM239 243V244H240ZM251 243V242H249ZM249 243L247 247H249ZM257 242H255L256 244ZM261 243V242H260ZM65 244V245H64ZM246 244V245H247ZM253 244V242H252ZM254 244V245H255ZM211 244H209L208 246H205V249H208L210 251H213V248H211L210 246ZM66 246V247H65ZM253 246V245H252ZM257 246V244H256ZM214 247V246H212ZM251 247V246H250ZM218 248V247H217ZM239 248V247H238ZM254 248V247H253ZM131 249L134 250V252H131ZM245 249V247H244ZM247 249V248H246ZM140 250L143 251V254H138L140 252ZM240 250V249H239ZM246 251V250H245ZM219 252V251H218ZM222 252V251H221ZM220 252V253H221ZM225 252V251H224ZM241 252V251H240ZM145 253V254H144ZM242 253V252H241ZM264 255V254H263ZM129 257L134 258V262L131 263L133 260L130 259ZM224 256V255H223ZM106 257V256H104ZM200 257V256H199ZM248 257V256H247ZM259 257V256H258ZM264 257V256H262ZM228 259V258H227ZM231 260V259H230ZM262 260H264V258H262Z\"/></svg>",
	"mask_w": 264,
	"mask_h": 264
}]
</instances>
